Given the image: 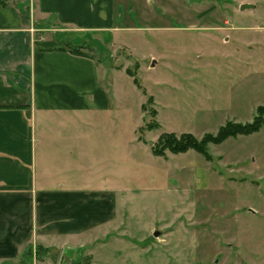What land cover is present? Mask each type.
<instances>
[{
    "label": "rangeland",
    "instance_id": "1",
    "mask_svg": "<svg viewBox=\"0 0 264 264\" xmlns=\"http://www.w3.org/2000/svg\"><path fill=\"white\" fill-rule=\"evenodd\" d=\"M115 3L125 29L101 68L118 109L97 123L118 130L98 151L105 186L120 189L117 215L72 264H264V117L208 143L207 157L151 149L162 134L200 140L252 122L264 106V0Z\"/></svg>",
    "mask_w": 264,
    "mask_h": 264
},
{
    "label": "crops",
    "instance_id": "2",
    "mask_svg": "<svg viewBox=\"0 0 264 264\" xmlns=\"http://www.w3.org/2000/svg\"><path fill=\"white\" fill-rule=\"evenodd\" d=\"M122 18L115 0H0V264H72L116 220L98 151L118 130L97 122L118 109L101 65Z\"/></svg>",
    "mask_w": 264,
    "mask_h": 264
},
{
    "label": "trees",
    "instance_id": "3",
    "mask_svg": "<svg viewBox=\"0 0 264 264\" xmlns=\"http://www.w3.org/2000/svg\"><path fill=\"white\" fill-rule=\"evenodd\" d=\"M63 50L69 51L71 54L85 56L93 58L92 49L87 44L71 45L65 44ZM155 115V111H152V116ZM264 106L257 108L256 116H254L251 123L240 124L234 122H226L221 126L215 135L205 134L200 140H197L190 134H182L175 136L174 134H162L158 137L156 144L152 146V153L154 155H163V152L167 149L172 153L186 152L187 150H195L205 157H207V144L220 143L228 137L236 135H247L255 132L263 123ZM156 122H153L147 126V129L156 128Z\"/></svg>",
    "mask_w": 264,
    "mask_h": 264
},
{
    "label": "water",
    "instance_id": "4",
    "mask_svg": "<svg viewBox=\"0 0 264 264\" xmlns=\"http://www.w3.org/2000/svg\"><path fill=\"white\" fill-rule=\"evenodd\" d=\"M246 7H249V5H247V4H242V5L240 6V9H244V8H246ZM153 65H154V61L151 62V67H152ZM158 235H159L158 232L154 233V236H155V237H157ZM66 259H67L66 254L62 255L61 260H60V264H62V262H64Z\"/></svg>",
    "mask_w": 264,
    "mask_h": 264
}]
</instances>
